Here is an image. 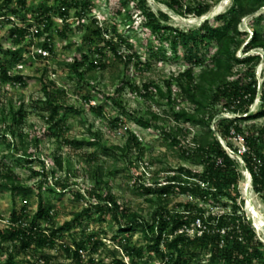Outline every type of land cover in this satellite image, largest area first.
I'll list each match as a JSON object with an SVG mask.
<instances>
[{
    "label": "rangeland",
    "instance_id": "obj_1",
    "mask_svg": "<svg viewBox=\"0 0 264 264\" xmlns=\"http://www.w3.org/2000/svg\"><path fill=\"white\" fill-rule=\"evenodd\" d=\"M211 3H216V6L203 17H182L159 0H148L153 11L166 14L168 25L185 31L198 28L205 19H209L212 24L217 23V15L233 6V0H211ZM61 5L63 4L60 0H27V5L23 8L18 0H0V65L3 63L8 66L11 76L21 74L26 77L24 83L0 78V168L3 173L8 168L11 169L29 188L27 193L22 194H14L10 190L0 188V229L9 226L13 211L26 208L29 217H32L38 209V191L41 189L46 201L53 206V217L47 221L41 220L40 226L49 233L55 225L57 227L66 221H72V228L68 232H61L54 245L43 248L35 245L27 250H20L18 247L15 251L18 264H88L91 259H94L95 264H113V252L116 249L119 251L118 257L127 264H161V255L148 250L149 238L142 230L145 221H152L158 205L148 200L151 195H140L137 186L163 182L171 174L167 171L169 169L186 167L200 171L203 167L182 157L181 151L166 145L163 128L175 123L174 114L165 99L160 102L158 98L147 99L143 94V85L154 82L165 87L166 81L172 76H177L190 64L187 61L188 48L182 40H178L173 50L170 38L172 32L165 29L164 32L151 34L145 28L143 17L138 12L134 16L133 24L129 19L124 20L123 16L115 15L119 7L118 0H88L86 6L70 8V17L66 20L59 16ZM44 6L55 8L54 12L50 13L51 23L48 30L45 29L48 22L37 18ZM131 11H135L134 3ZM5 13L11 15V23L21 27H38L42 34L34 37L29 35L28 31L23 40L16 43L17 37L10 33V20L3 17ZM259 13H264V9L244 17L240 29L247 30L251 36L250 25ZM92 18H96L104 27H115L116 33L112 30L109 35L115 37L118 49L124 56H115L103 43L102 61L106 66L88 72L89 81H84L72 74L62 63L73 61L76 56L83 59V55L89 53V45L83 41L86 30L83 24L89 23ZM121 39L132 45L131 50L127 51L131 53V60L125 57L127 46ZM44 43L51 45L52 50L49 56L40 57L35 51ZM214 50L213 47L203 48L195 53L196 59H202L204 64H207ZM251 53L263 51L254 50ZM238 54L240 57L245 55L241 50ZM14 55L22 56L20 62L23 68L20 70H17V64L11 63ZM263 68L262 62L256 68L259 85L263 80ZM199 70L200 67L197 66L195 71ZM240 71L245 73L246 68L243 67ZM91 76L95 78H89ZM44 85L48 86L51 99L60 105L54 121L58 122L59 128H53V123L48 122L51 109L47 105ZM174 91L176 96L177 91ZM261 102L258 95L250 108L251 113L260 110ZM22 105L24 119L20 127L13 128V134L9 128L12 124L11 109L13 107L18 110ZM180 107L192 108L188 102L179 99L176 108ZM149 109L163 117L158 127L143 128L137 124L136 117H149ZM124 111H129V115ZM221 116L235 115L223 110ZM183 126L189 131L183 138L184 143H189L199 132V127L189 123ZM242 127L246 131L257 133L259 128H264V116L244 120ZM5 133L11 139L10 145L3 140ZM132 133L136 135L140 145H134L125 157H121L118 152L110 151L107 154L102 151L101 147L104 145H124ZM220 141L223 147L240 149V154L245 151L242 136L231 139L232 147L221 137ZM261 147L264 151V142ZM25 149L28 153H25ZM228 153L239 163L238 203L241 205V211H244L246 219L250 221L249 210H255L259 215L258 219L264 221V200L254 191L251 175L243 158L233 151ZM57 156L62 158V168L57 165ZM45 169L51 171L48 179L42 175ZM248 173L250 178L245 176ZM56 181H61L62 185L58 187ZM50 187L55 189L54 193L49 191ZM109 190L129 212L138 215L133 224L134 230L128 235L131 245L143 248L141 257L136 254L128 255L126 250L121 248V240L124 241L125 234L119 231L120 226L112 220L109 211L104 214L102 221L93 220L100 215L96 210H93L92 216L84 219L82 224L73 220L74 214L92 200L91 194L100 193L105 196ZM165 198L169 209L184 210L188 202L205 206L214 213H226L231 209L230 206L224 207L222 203H214L212 200L204 202L193 194H182L178 190ZM252 221L256 223L257 218L254 217ZM251 227L253 228L252 223ZM82 229L86 231V237L94 236V239L101 242L96 249L93 244L87 245L81 252L82 261L77 263L67 252L66 246L73 244L72 234H75L78 240L82 237ZM254 231L255 240L264 244V227L258 226ZM195 232L202 234L197 225L189 229L191 236ZM7 256L6 246L3 245L0 248V264L6 263ZM211 256V251L202 255V263L223 264L220 261L211 263Z\"/></svg>",
    "mask_w": 264,
    "mask_h": 264
},
{
    "label": "trees",
    "instance_id": "obj_2",
    "mask_svg": "<svg viewBox=\"0 0 264 264\" xmlns=\"http://www.w3.org/2000/svg\"><path fill=\"white\" fill-rule=\"evenodd\" d=\"M60 1L63 5L60 7L59 16L65 20L70 17V8H79L81 5L88 4V0L85 2L82 0ZM159 1L182 17L189 15L203 17L210 13L217 3H211V0ZM18 2L23 8L27 5V0H18ZM132 3L135 4L134 12L131 11ZM66 4L68 6H65ZM118 4L115 15L123 16L124 20L129 19L133 24L134 16L138 12L143 17L145 28L151 34L164 32L165 29L172 32L170 38L173 50L178 40H182L184 46L188 48L187 61L190 63L188 67L166 81L165 87L154 82L145 83L143 94L147 99L158 98V102L165 99L166 104L171 107L175 123L165 129L162 127L166 145L181 151L182 157L193 160L203 167L200 171L186 167L177 170L169 169L167 171L171 174L163 182L150 186L144 184L137 186V192L140 195H151L148 200L158 205L152 221H145L142 227L145 236L149 238L148 250L161 255L163 259L161 264H203L201 256L209 251L212 252L211 263L220 261L223 264H264V244L255 240V231L238 203L239 163L220 141L221 137L232 147L231 139L238 138V136L243 137L245 151L240 154V149L235 147L233 150L235 154H240L243 158L251 174L254 191L264 200V151L261 147L264 142V128H259L255 133V131H246L242 127L244 120L264 116V73L260 85L256 77L258 64L262 62L264 65V25H262L264 24V13H259L253 18L250 25L251 36L247 30L240 29L244 17L264 9V0H233V6L229 10L217 15V23L212 24L209 19H205L198 28L189 31L168 25L166 14L162 11H153L148 0H118ZM54 10V7L44 6L37 17L38 20L48 22L46 30L50 27V13ZM4 15L10 14L5 13ZM80 18L82 19L83 16L81 15ZM83 26L86 29L83 41L89 45V53L84 54L83 59L76 56L73 61L62 64L80 80L89 81L88 72L106 66L102 61L101 46L103 43L115 56L124 55L118 49L115 37L109 35L112 30L116 33L115 27L113 29L104 27L96 18H92ZM28 29V26L23 28L13 23L10 33L17 37L15 42L20 43ZM41 34L39 32L38 36ZM121 42H125L127 46L125 57L131 60V53H127L132 48L131 43L124 39H121ZM44 47L52 50L48 43H44ZM211 47L215 50L209 63L204 64V60L196 59L197 51ZM240 50L245 54L244 56H239ZM254 50H262L263 53H251ZM95 55L98 56L95 57ZM21 60V55H14L11 63L17 64ZM197 66L200 67L198 72L195 71ZM243 67L246 68L245 73L240 71ZM8 71L9 67L2 63L0 78L19 83L25 82L24 75L11 76ZM89 78H95V76ZM43 90L48 108L51 109L48 122L53 123V128H59L58 122L54 121L60 105L51 99L47 85L43 86ZM174 90L177 91L176 96ZM258 95L262 101L260 110L251 113L250 108ZM179 99L188 102L192 108L177 109ZM223 110L235 116L222 117ZM22 112L23 105L18 110L13 107L11 109L12 124L9 128L13 134H15L13 128L20 127L22 124L24 119ZM124 112L129 115V111ZM147 114L149 117H136L137 124L143 128L158 127L159 122L163 120V117L154 110L149 109ZM185 123L199 127V132L189 143H184L183 140L189 132L183 126ZM48 132L50 133L51 130ZM96 135L99 136L98 133ZM3 138L5 142L11 144L7 133L3 135ZM134 145L139 146L140 142L132 133L124 145L110 147L104 145L101 149L107 154L114 151L118 152L121 157H125ZM24 151L28 153L26 149ZM115 158H117L116 155ZM56 161L59 168H62V158L57 156ZM50 174L49 169L42 172L45 179H48ZM55 184L58 187L62 185L61 181H56ZM0 188L5 191L10 190L14 194L29 191L28 186L23 184L9 168L5 173L0 168ZM175 190L182 194H193L204 202L212 200L214 203H222L224 207L230 206L231 209L226 213H214L211 209L193 202H188L184 210L169 209L165 197ZM49 191L54 193L55 189L50 187ZM91 195L92 200L81 211L74 214L73 220L82 224L83 220L90 218L93 210H96L100 215L93 220L102 221L104 214L109 211L112 214V220L120 226L119 231L125 234L124 241L121 240V248H124L128 255L136 254L141 257L143 248L131 245L128 235L134 230L133 224L137 221V213L129 212L110 190L105 196H101L100 193ZM222 198L225 201L222 202ZM38 199V209L32 217H29L26 208L13 211L9 226L6 229H0V248L5 245L8 254L5 264H18L15 260V251L18 247L20 250H27L35 245L40 248L54 245L61 232L71 230L72 221H66L57 227L55 225L49 233L42 228L40 221H47L53 217V206L46 201L41 189L38 191ZM198 218L205 227L202 228L201 235L195 232L191 236L189 229L196 225ZM81 232L82 237L79 240L75 234H72L73 244L66 246L67 252L77 263L82 261L81 252L87 248V245L93 244V248L96 249L101 242L94 239V236L86 237L87 233L84 229ZM113 254L115 256L113 264H127L118 257L117 249ZM88 264H95L94 259H91Z\"/></svg>",
    "mask_w": 264,
    "mask_h": 264
},
{
    "label": "built area",
    "instance_id": "obj_3",
    "mask_svg": "<svg viewBox=\"0 0 264 264\" xmlns=\"http://www.w3.org/2000/svg\"><path fill=\"white\" fill-rule=\"evenodd\" d=\"M3 17L9 19L10 20V26H13V23L11 24V15H4ZM14 25H15V23H14ZM18 26L21 27V25H18ZM22 27L25 28L26 25H22ZM28 31H29V35H31V36L33 35L34 37H37L38 33L40 32V29L38 27H30L28 29ZM35 53H36V55H38L40 57H47L50 55V50L45 48L44 44H43L36 49ZM16 67L18 68L17 70H20L21 68H23V65L20 62V63H17ZM8 73L11 75V70H9ZM238 137H240V136H238ZM224 148L227 151H233L234 152V150H232L230 147H224ZM239 152H240V150H239ZM241 153H242V151H241ZM237 155H240V154H237ZM196 225L198 226V229L202 232V228H204L205 226L203 225L202 221L199 218L196 220Z\"/></svg>",
    "mask_w": 264,
    "mask_h": 264
},
{
    "label": "bare ground",
    "instance_id": "obj_4",
    "mask_svg": "<svg viewBox=\"0 0 264 264\" xmlns=\"http://www.w3.org/2000/svg\"><path fill=\"white\" fill-rule=\"evenodd\" d=\"M245 176H246V178L249 176V173H248V175L247 174H245ZM248 178H250V176L248 177ZM253 212V217H255V218H257V221H256V223H255V226L258 228V226L260 227V226H262V227H264V221H263V219H258L259 218V215L256 213V211L255 210H253L252 211Z\"/></svg>",
    "mask_w": 264,
    "mask_h": 264
},
{
    "label": "clouds",
    "instance_id": "obj_5",
    "mask_svg": "<svg viewBox=\"0 0 264 264\" xmlns=\"http://www.w3.org/2000/svg\"><path fill=\"white\" fill-rule=\"evenodd\" d=\"M248 170V169H247ZM249 171V170H248ZM250 173V172H249ZM251 175V174H250ZM251 183H252V177H251ZM252 187H253V184H252ZM254 189V188H253ZM250 211V213H251V218H250V221H251V223H252V225H253V228H254V230H256L257 229V227L255 226V223L252 221L253 220V212H252V210H249Z\"/></svg>",
    "mask_w": 264,
    "mask_h": 264
}]
</instances>
